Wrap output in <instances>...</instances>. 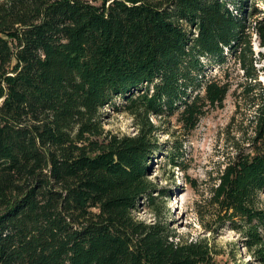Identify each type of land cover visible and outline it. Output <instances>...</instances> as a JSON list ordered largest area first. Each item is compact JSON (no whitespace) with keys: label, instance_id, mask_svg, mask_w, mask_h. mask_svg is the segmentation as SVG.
I'll return each instance as SVG.
<instances>
[{"label":"trees","instance_id":"obj_1","mask_svg":"<svg viewBox=\"0 0 264 264\" xmlns=\"http://www.w3.org/2000/svg\"><path fill=\"white\" fill-rule=\"evenodd\" d=\"M246 13L245 0H0V264H218L206 238L181 240L160 217L147 175L160 149L150 116L177 110L189 132L221 107L230 84L206 77L203 59L227 54L253 133L219 173L204 225L229 223L264 264V51L251 43L264 48V19ZM117 96L134 134L102 126ZM140 202L152 221L134 215Z\"/></svg>","mask_w":264,"mask_h":264},{"label":"rangeland","instance_id":"obj_2","mask_svg":"<svg viewBox=\"0 0 264 264\" xmlns=\"http://www.w3.org/2000/svg\"><path fill=\"white\" fill-rule=\"evenodd\" d=\"M90 1L98 3L100 0ZM254 6L256 10H253ZM250 9L253 14L248 16ZM245 11L247 23L264 19V0H245ZM251 43L253 53L258 57V52L264 48L259 46L256 34H252ZM203 61L206 77L226 79L230 84L223 104L209 108L189 132L180 126L177 110L168 115H151L150 119L157 125L160 149L149 162L147 176L158 187L154 194L158 192L156 202L161 209L160 217L169 223L181 240L206 238L217 253L218 264H260L243 245L242 234L229 223L218 225L214 231L204 225L212 217L213 206L209 204V198L219 173L235 154L236 146L246 147L253 133L254 109L240 92L246 78L231 54H227L221 64L207 59ZM263 62H254V65L259 68ZM258 80L264 84L262 70L258 73ZM113 102L119 108L107 103L100 110L102 126L119 135L134 134L133 118L120 106L122 98L117 96ZM175 144H180V148L175 149ZM172 158L178 161V165L171 164ZM161 191H165L164 194H160ZM260 198L264 204V189ZM134 215L145 221L154 219L153 209L144 202L138 203Z\"/></svg>","mask_w":264,"mask_h":264}]
</instances>
